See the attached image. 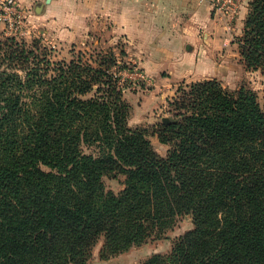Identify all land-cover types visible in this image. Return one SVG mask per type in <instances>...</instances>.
<instances>
[{"label":"trees","instance_id":"1","mask_svg":"<svg viewBox=\"0 0 264 264\" xmlns=\"http://www.w3.org/2000/svg\"><path fill=\"white\" fill-rule=\"evenodd\" d=\"M250 7L241 61L264 71V0ZM4 45L0 264H87L101 239L108 260L183 216L194 228L147 264H264V107L254 92L217 79L179 89L155 131L171 147L165 158L129 125V66L114 50L55 63L37 44ZM120 175L124 189L107 190L104 179Z\"/></svg>","mask_w":264,"mask_h":264},{"label":"crops","instance_id":"2","mask_svg":"<svg viewBox=\"0 0 264 264\" xmlns=\"http://www.w3.org/2000/svg\"><path fill=\"white\" fill-rule=\"evenodd\" d=\"M16 1L23 13L59 27L68 38L82 39L105 27L110 41L122 44L127 59L145 75L167 74L170 82L180 84L203 81L196 77L211 72L212 43L228 35L225 21L213 14L206 0ZM250 1L240 0L233 26L243 25Z\"/></svg>","mask_w":264,"mask_h":264},{"label":"rangeland","instance_id":"3","mask_svg":"<svg viewBox=\"0 0 264 264\" xmlns=\"http://www.w3.org/2000/svg\"><path fill=\"white\" fill-rule=\"evenodd\" d=\"M252 2L253 0L249 3L248 14ZM21 15V18L15 17V20L11 22L4 19L0 20V61L3 60L8 50L4 44L10 39L26 42L29 46L37 44L46 49L49 58L55 63L70 61L74 55L80 54L85 60H90L99 52L109 53V51L114 50L119 56V60L122 61L121 65L129 66L127 70L122 72V75L127 87L125 99L130 106V127L145 128L155 151L162 157L168 156L171 147L162 144L155 131L165 119L169 120L172 117L170 101L177 95L179 89L189 84L170 82L167 74L155 78L145 75L127 57L120 56L121 51H125L123 45L115 46V43L110 41L105 27L91 31L82 39L75 40L60 33L59 27L47 26L34 18L33 13L30 15L26 11ZM246 19L243 25L238 23V27L232 26L231 29H228V35L223 36L222 40L212 43L211 54L209 55L211 72L196 78L202 80L217 79L231 92L239 91L242 88L250 90L257 95L260 105L264 107V71L247 69L241 61L239 41L243 37ZM158 80L166 83H158ZM84 152L97 154V148L85 146ZM42 168L49 171L46 167ZM124 181L125 177L122 175L117 178L106 177L104 179L107 190L117 194L124 189ZM193 228L192 216L180 217L173 227L163 234L162 238H151L144 245L133 247L128 252L108 260L101 259V250L104 245V241L101 239L93 248L87 264H147L155 256H168L174 243Z\"/></svg>","mask_w":264,"mask_h":264},{"label":"built area","instance_id":"4","mask_svg":"<svg viewBox=\"0 0 264 264\" xmlns=\"http://www.w3.org/2000/svg\"><path fill=\"white\" fill-rule=\"evenodd\" d=\"M205 1V0H202ZM213 9V14L225 21L231 29L240 14L239 0H206ZM22 8L16 0H0V20L14 21L15 17H22Z\"/></svg>","mask_w":264,"mask_h":264},{"label":"water","instance_id":"5","mask_svg":"<svg viewBox=\"0 0 264 264\" xmlns=\"http://www.w3.org/2000/svg\"><path fill=\"white\" fill-rule=\"evenodd\" d=\"M164 121H168L167 119H165Z\"/></svg>","mask_w":264,"mask_h":264}]
</instances>
